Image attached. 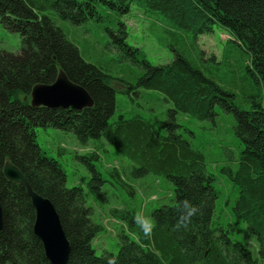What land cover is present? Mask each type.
Listing matches in <instances>:
<instances>
[{"label":"trees","instance_id":"1","mask_svg":"<svg viewBox=\"0 0 264 264\" xmlns=\"http://www.w3.org/2000/svg\"><path fill=\"white\" fill-rule=\"evenodd\" d=\"M133 8L159 14L169 27L193 37L208 35L215 27L225 30L228 41L249 58L247 74L257 100L239 109L233 93L179 53L164 65L139 58L141 50L127 43V29L117 21L116 27L107 28L115 62L139 71L134 84L126 83L123 76L86 63L56 23L103 21ZM0 24L17 33L21 43L18 53L0 52V264H50L33 233L34 209L25 188L3 175L6 161L53 205L70 245L67 264H264V0H0ZM60 70L87 91L91 108L29 105L31 89L53 83ZM132 89L159 95L170 106L166 118L152 123L139 114L116 115V95H129ZM218 107L233 114L232 128L243 145L238 156H229L235 169L227 164L220 173L237 189L232 214L250 231L256 257L231 239V225L213 221L215 176L207 171L202 152L182 134L193 133L176 121L183 114L213 123ZM47 127L72 134L84 146L103 139L136 165L131 171L135 177L151 175L170 185L169 203L152 211L150 227L133 203L111 210L122 222L116 254H95L91 244L102 227L91 220L84 190L68 188L60 164L36 143V128ZM78 158L89 167V191L101 196L107 180L90 163L98 158L96 151ZM108 172L120 178L117 168Z\"/></svg>","mask_w":264,"mask_h":264},{"label":"rangeland","instance_id":"2","mask_svg":"<svg viewBox=\"0 0 264 264\" xmlns=\"http://www.w3.org/2000/svg\"><path fill=\"white\" fill-rule=\"evenodd\" d=\"M117 21L124 23L127 29V43L141 50L139 58L152 65H164L179 53L194 62L204 76L212 78L219 86L233 93V101L239 109H247L250 102L257 100L253 80L247 74L248 56L228 41L227 32L220 27H215L208 35L193 37L169 27L159 14L143 8H133L121 17L111 16L103 21L88 20L80 25L60 20L56 23L86 63L107 68L113 76H123L126 83L134 84L139 71L131 64L116 63V55L109 47L111 38L107 28L116 27ZM20 47L19 35L0 24V52L18 53ZM169 108V104L159 95L144 90L132 89L129 95H116V115L129 117L139 114L155 123L166 118ZM233 118L232 113H226L221 108L217 109L213 123L208 120L197 121L183 114L176 115L177 123L193 133L192 137L188 132H182L183 137L190 141L193 148L202 152L207 171L215 176L214 188L218 199L213 221L223 226L231 225L234 228L231 239L240 241L256 257L257 244L250 231L244 223L236 221L232 214L237 189L220 173V169L227 164L235 169L236 161L229 159V156L232 154L235 158L243 148L234 134ZM35 140L47 157L60 164L66 174V186H80L84 190L86 204L92 209L91 220L102 227L91 244L97 256L104 251L116 254L119 249L117 236L122 222L114 218L111 210H123L129 202L133 203L140 211L144 225L150 227L152 211L169 203L171 187L166 181L157 180L151 175L135 177L131 171L136 165L127 157H120L115 148L103 139L90 141L84 146L72 134L47 127L36 128ZM94 150L98 158L90 160V163L107 180L101 189V196L89 191L87 182L91 173L88 165L78 158ZM113 167L121 172L120 178L108 174ZM123 172H126L125 175Z\"/></svg>","mask_w":264,"mask_h":264},{"label":"water","instance_id":"3","mask_svg":"<svg viewBox=\"0 0 264 264\" xmlns=\"http://www.w3.org/2000/svg\"><path fill=\"white\" fill-rule=\"evenodd\" d=\"M32 108L83 110L93 106V100L85 89L67 78L59 71L51 84H37L30 91ZM4 177L13 183L23 186L34 209L33 233L40 240L45 257L50 264H67L70 245L63 232L59 216L51 202L36 194L26 178L9 161L2 169ZM3 227L2 208L0 203V231Z\"/></svg>","mask_w":264,"mask_h":264}]
</instances>
